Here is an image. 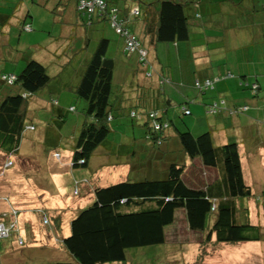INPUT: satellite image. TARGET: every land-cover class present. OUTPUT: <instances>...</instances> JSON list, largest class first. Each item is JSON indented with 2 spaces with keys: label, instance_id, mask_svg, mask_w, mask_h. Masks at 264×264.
I'll use <instances>...</instances> for the list:
<instances>
[{
  "label": "trees",
  "instance_id": "obj_1",
  "mask_svg": "<svg viewBox=\"0 0 264 264\" xmlns=\"http://www.w3.org/2000/svg\"><path fill=\"white\" fill-rule=\"evenodd\" d=\"M70 1L56 2L57 6H54L53 10L61 16L56 20L68 22L65 15L68 12L67 16L74 18L71 22L73 26L80 23L82 27H77L75 31L78 39L82 37L84 46L90 44L92 39V35L87 32L96 28L98 22H110L113 31L118 35L115 43L111 44V38L101 33L102 35L95 41V46L91 51H87L78 65L79 67L83 64V68L71 90L75 97L84 99L86 104L76 128L77 135L73 137L75 143L71 166L84 168L95 149L107 141L109 134L115 129L113 122L118 118L114 113L115 109L121 110L120 115H127L128 120L138 123L136 125L132 122L135 125L133 128H137L136 126L145 128V140L152 147L160 146L165 132L171 130L190 161L198 157L205 166L214 168L218 166L220 160L225 175L224 183L218 190L213 189L215 183L213 181L206 186L188 184L184 179L188 164L182 157L179 159L176 157L169 161L166 172L160 177L127 178L109 185L96 186L92 190V197L88 198L87 203L71 218L70 233L63 238L62 244L72 260L23 264H102L122 261L126 258V249L129 247L164 243L168 239V233L176 237L169 229L173 226L177 228V211H183L186 229L193 235L178 247L179 251L183 250L179 253L188 251L186 246L193 243H240L260 240L264 234L263 226L250 221L247 207L240 210L236 198L253 195L259 204L260 197L264 202V191L257 195L245 183L236 141L215 145L210 129L197 134L188 127H185V130L175 127L174 131L172 123L175 121L166 115V109L174 104L171 97L165 98L163 108H146L136 104V100L129 97L131 91H128L131 85L138 82L133 83L132 77H124L123 84L119 82L118 91L114 95L118 100L117 105L114 104V97L111 98L115 75L130 57L136 58L132 59V62L136 60L137 64L136 68H132L133 76L137 74L145 78L155 76L159 88L173 83L169 76L154 70L152 53L159 45L167 46L192 39L195 35L192 34L191 29L194 27L191 21L201 20L200 13L191 15L189 0H103L105 6L91 13H88L86 8L79 7V0H73L74 9H71L67 6ZM249 10H252L250 11L252 14L263 13L264 2L253 0ZM245 15L249 16L247 12ZM25 18L24 15L18 24L20 29L29 31L32 25L26 23ZM251 19L256 24L261 23L264 26V15H253ZM201 33L203 37L205 32ZM130 37L135 41V44L132 41V46L129 44ZM167 57L170 58L169 53ZM45 60L30 54L19 72L0 74L1 81L14 85V91L0 99V150L4 153L16 154L25 130L34 129L33 125L28 124L29 103L32 96H36V91L52 78L47 71ZM75 72L78 73L77 70ZM9 74L15 76L11 84L6 79ZM232 75L227 71L204 78L193 76L191 85L195 90L205 92ZM206 80L210 81L208 85L204 84ZM178 84L182 85L181 82ZM241 84L250 90L252 96L257 95L259 90L257 82L242 81ZM50 99L53 104H57L56 98ZM185 103H188V100L184 98L177 103L182 104L180 112L178 111L182 119L183 115L190 113V109L183 105ZM221 103L223 104L219 109L210 110L212 106ZM246 108L247 105H228L225 98L217 97L205 104V113L212 115L227 113L233 116ZM76 109L77 107L73 105L66 110L76 112ZM67 114L68 112L58 116L64 121ZM78 193L79 190L74 192L75 195ZM4 238L0 237V240ZM208 253L212 254L210 251Z\"/></svg>",
  "mask_w": 264,
  "mask_h": 264
},
{
  "label": "crops",
  "instance_id": "obj_2",
  "mask_svg": "<svg viewBox=\"0 0 264 264\" xmlns=\"http://www.w3.org/2000/svg\"><path fill=\"white\" fill-rule=\"evenodd\" d=\"M262 1L264 2V0H254V2ZM13 3L14 0H0V8L6 9L5 11H0V20L3 18L2 12L9 17L12 9L15 8L10 6ZM189 4V12L191 15L196 12L200 13L201 20L192 19L191 21L194 27L191 29L192 34L195 36L185 42H178L167 46L159 45L158 49H155L152 53L154 58V70L157 73L169 76L173 83L165 84L163 87L159 88L156 85L155 76L151 78H145L138 74L136 75L137 77L133 76L132 68L137 67L136 60L132 62V59H136L134 57L128 58V62L121 65L118 72V79L121 84H123L122 79L124 77L126 78V76L132 77L133 83L138 81L137 84H133L128 88V91H131L129 97L136 100V104L138 103L146 108H163L167 96L188 100V103L183 105L190 109L189 114L194 110L200 112V110L204 109L205 104L217 97L225 98L228 101V105H247L245 110L233 116L227 113L216 115L206 114L205 117L196 115L194 120L197 123L196 127L199 126V129L203 130V128H208L212 131L215 145H222L232 140L238 143L243 178L245 183L248 184L243 170L241 151L244 150V152L249 154L253 153L258 160V166L264 167V147H260V145L264 146V89L262 85V82H264V26H262L261 23L256 24L254 20L251 19L253 15H264V12L250 13L252 10L249 9L253 4V0H189ZM63 5L65 4L63 3ZM67 6L74 9L73 0H71L70 4L68 3ZM246 12L249 16L245 15ZM67 14L68 12L65 13L66 16ZM200 21L201 24H199ZM202 31L205 32L203 37L201 36ZM7 39L8 37L3 38L0 35V44L4 41L8 43ZM168 53L170 54V58L167 57ZM3 58L4 55L0 47V61L5 62ZM16 59L17 58H12L10 61H15ZM82 68L83 64L76 69L78 73L75 72L71 80H62L61 85L50 84L47 99L41 93L35 94L36 96L31 101L33 108L40 109V111L48 110L51 113H55L50 120L47 119L48 126L46 128L39 127L41 130H38L34 134L35 137H27L29 141H33L31 144L37 145L41 143L42 140L46 141L47 138H52V141L55 142L54 146H59L61 143L65 142V134H62L61 130L68 119L66 117L64 121H61L62 118L58 115L63 116V114L67 112L69 114L70 111L66 110L67 107L75 105V96L71 90V86L75 84ZM227 71H230L233 75L218 82L211 90L199 92L191 85L193 76L204 78ZM1 72L6 71L2 69L0 74ZM242 81L257 82L259 84L257 95L252 96L249 91L246 92L244 86L241 84ZM119 82L118 85H116L117 90L119 88ZM139 82L141 84H139ZM179 82L182 83L181 86L178 84ZM13 86L14 85H8L0 80V99L11 92ZM50 98H56L57 104H53ZM113 101L115 105L118 104V100L115 99V97ZM191 103L194 105L190 106ZM120 111L121 110L114 109V113L118 116L117 126L115 125V129L109 134L106 139L107 141L105 140L106 142L103 145L95 149L88 164L82 170H79L78 174L81 178L87 177L86 171L93 173L94 169L103 165L102 163L106 164V166H110L109 172L114 174L123 173V180L128 178L131 172L137 170H141L144 173H148L149 171L156 177H160L166 172L170 160H174L179 155H181L180 157L183 159L185 158L186 155L183 153L179 141L171 130L165 132V137L160 146L152 147L149 142L145 140V128L143 126H136L137 128H133L134 125H130L129 123L125 124L128 122V116L120 115ZM169 112L170 109L167 108L166 115ZM33 115L34 114L31 113V117L34 121L39 120L38 123H45L44 120L39 119L37 116L34 117ZM79 121L80 119L77 117L75 119L74 129L77 128ZM203 121H205V127L201 125ZM133 122L136 125L138 124L135 121ZM49 123L54 125L55 128L49 127ZM254 123H259L261 126L255 127ZM28 124L33 125L34 129L28 128L25 130V133L37 128L34 123L30 122ZM128 125H130L131 128H128ZM71 136L72 135H70V137ZM24 137L25 136H23V138ZM23 138L19 151L16 154H7L0 150V176L3 177L8 169L10 170L14 166H17L14 169V176L19 177L21 173V177L18 180H22V182L25 181L27 184H22L21 188L17 187L15 191L16 194H13L10 192H14V190L8 191L6 186L2 185L3 182L0 181V220L5 217L8 220L6 221L4 219L5 222H15L12 232L4 239L10 237L12 233H16L19 242L21 244L23 243L22 236L19 235L18 214L22 210H28L34 211L39 215L43 226V235L48 244L49 240H53V238L55 241L62 243L63 238L70 233L71 218L80 207L87 203L88 198L92 197L93 188L99 186L101 177L105 178V176L102 174L97 183L82 179L81 182L84 183H81V185H84L83 193L80 191L75 195L74 192L77 188V185H75L73 187V194L71 193L72 198L74 197L73 199L68 197L69 192L66 194L60 188L57 189L55 183L49 179L53 186L48 185L47 189L51 190L53 193L49 195L47 191L49 198H46L45 189L40 190L32 185V181H37L36 177L39 176L40 167L38 162L40 158L36 161L37 168L33 171V167H35L36 164L31 165V161L28 159L30 152H24L20 155V149L23 146ZM257 144H259V147L253 149ZM149 147L153 149L150 150ZM13 154H15L14 157H12ZM15 156L18 158L17 165L14 160ZM54 157L57 163L69 168L70 175L73 170L81 169V167L74 168L71 166L72 156L70 155L64 160H62L60 154L58 156L54 154ZM94 157H102L103 161L105 157L108 158L104 162L99 158L102 163H98L95 161L96 158L94 159ZM195 160L201 162L198 157L193 159V161ZM190 167H192V165L188 164L186 170ZM17 172L19 173L17 174ZM214 174L215 176L210 182L214 181V178L218 175L216 169ZM63 175L66 178H63ZM63 175H58L59 183L63 184L66 181V183L69 184L71 178L65 172ZM259 178L260 192L256 191L255 194L257 195L264 191V176H260ZM37 183L39 184L40 182L37 181ZM75 184H78V182H75ZM44 197L46 199H44ZM260 200L259 204L257 203L258 201L255 200V206H257V208L255 207L254 215H251L252 211H249L252 205H247L246 207L248 209L250 221L259 223L264 227V217H260V215L264 214V207H262L264 202L262 197H260ZM9 214H11L10 219ZM68 214H71L69 218V233L59 237L58 231L60 230L61 223L58 222V220L62 215L67 216ZM26 236L28 240H30L28 231ZM175 236L178 238L183 237L180 232L176 233ZM42 241L45 242L44 240ZM6 249L7 248L3 250ZM4 253L5 252H3V254ZM3 264L23 263H7L4 261Z\"/></svg>",
  "mask_w": 264,
  "mask_h": 264
},
{
  "label": "rangeland",
  "instance_id": "obj_3",
  "mask_svg": "<svg viewBox=\"0 0 264 264\" xmlns=\"http://www.w3.org/2000/svg\"><path fill=\"white\" fill-rule=\"evenodd\" d=\"M56 0H14V3L10 6L15 8L13 13H10L9 17L6 16L5 13L2 12L3 19L0 20V35L3 38L8 37L7 42H2L0 44L2 53L4 55V61H0V71H14L19 72L26 61L28 55L32 54L37 58H41L45 60L47 71L50 75H52L50 83H47L40 89L36 91V94H42L46 99L48 98L50 84L61 85L62 80H71L74 71L78 68L79 63L83 60L87 51H91L92 47L95 46V41L98 36H101L103 33L104 36L111 38V44L115 43V39L118 38V35L113 31L110 22H98L96 28H92V30L88 31L87 34L92 35V39L90 44L84 46L83 39H78L75 29L81 26L79 24H71L74 21L72 16H66V23H62L57 21L56 18H61L56 11L53 10L56 4ZM5 8H0V11H5ZM11 10V9H10ZM26 16V23H31V30L25 31L24 29H20V25L18 21L22 19L23 16ZM7 19V21H6ZM77 20V19H76ZM78 22V21H77ZM105 23L104 25H102ZM76 27V28H75ZM82 27V26H81ZM4 40V39H3ZM111 49V48H110ZM110 49L108 53L110 52ZM73 51V52H72ZM12 58H17L15 61L11 60ZM175 63V61H174ZM253 73V72H251ZM118 73L115 75V80L113 83V94L111 98L117 93V87L119 79ZM263 89H264V82ZM14 91V88H13ZM248 92L247 89H245ZM250 93V90H249ZM32 96L31 100L33 99ZM173 100V106L169 107L170 112L168 113L169 117L173 119L172 129L176 131V128L188 127L194 134L198 132H202L207 130L208 128H203V130L199 129L197 126L194 117L196 115L205 117V107L200 110V112L194 110L191 114L183 115L182 119L178 111L182 108V104L177 105L179 103L180 98H175L171 96ZM74 104L77 109L76 112H69L67 116V123L64 125L61 130L62 134H65V138L63 143L59 146H54L55 142L52 141V138H47L46 141L42 140L41 143L37 145L31 144L33 141H29L28 136L35 137L34 134L41 130V128H46L48 126L47 119H51L54 113L44 110L40 111V109H35L31 105V101L29 103V120L31 123L37 126L35 130L27 131L23 136V146L20 149V155L24 152L30 154L28 155V159L31 161V165H35L33 167V171L37 168L36 161L40 158L38 165L40 167L39 173L36 177V180H33L32 185L37 189L46 191V198H49L51 190L47 189L48 185L53 186L49 179H51L57 189L60 188L64 193H68V197L72 198L71 193L73 194V187L77 185V189L82 191L84 189V184L82 179L85 181L90 180L91 182L97 183L99 181V177L102 174L105 178L101 177V183L99 185H109L119 180H123V173L117 174L109 172L110 166H106V164L102 163L106 161L108 157H105V160H102V157H94L95 161L98 163H102V166L94 169L93 173H87V177L81 178L78 174L79 170L75 169L69 172V168L60 165L57 163V160L54 157L55 152H58L61 155L62 160L66 159L67 156H72L73 153V145L75 140L73 136L77 135V129H74L75 119L79 117L81 120V116L83 115V109L85 107L86 101L81 98L75 97ZM194 105V104H190ZM178 106V107H177ZM31 113L34 114V117H38L41 120H44L45 123L38 121H34L31 117ZM211 115V114H209ZM213 118V117H212ZM28 119V118H27ZM117 118L113 122L114 125L117 126ZM133 121L130 119L125 124L133 125ZM60 125V123H59ZM128 125V128L131 126ZM203 127H205V121L201 123ZM135 126V125H134ZM133 126V127H134ZM255 127L261 126L259 123H254ZM49 127H54V125L49 123ZM124 127V124H123ZM176 127V128H175ZM56 130V129H55ZM185 130V129H184ZM72 135V137H70ZM27 144V147H26ZM259 147V144L253 149ZM260 147H264L260 145ZM149 149H153L149 147ZM36 150V151H35ZM15 154L12 155L14 157ZM181 155L178 156V159ZM48 159H47V158ZM243 170L246 177V181L251 187L253 193L259 191L260 185V176H264V167L258 166V160L255 158L253 153H247L241 151ZM102 161H100L99 160ZM17 157L15 156L16 165ZM190 158L185 157L184 161L186 164H191L192 167L186 170L184 174L185 181L193 186L198 185H207L211 179L215 176V169L217 170V177L214 178V185L212 186L214 190L221 189L224 183V172L221 167V161L218 160V166L214 168H210L205 166L198 160L193 162L189 161ZM93 161V162H95ZM19 166V165H18ZM17 166H14L12 169H8L3 177L0 176V181H2V185L6 186V189L13 194H16L17 187L21 188L22 184H26L25 181L18 180L21 177V173L19 177L14 176V169ZM106 171V172H105ZM66 173L70 178V183L67 184L66 181L63 184H60L58 181V175ZM68 172V173H67ZM19 172H17L18 174ZM105 173V174H104ZM146 177H156L151 174V172H143L141 170H137L131 172V175L128 177L129 179H142ZM63 178H66L63 175ZM41 179V180H40ZM127 179V178H125ZM124 179V180H125ZM22 182V183H21ZM78 182V184H75ZM206 183V184H205ZM49 195H48V192ZM260 192V191H259ZM220 195V194H219ZM44 197V199H46ZM236 203L239 209L252 205L249 211L254 215L255 212V200L254 196L249 197H238L236 198ZM85 205V204H84ZM83 205V206H84ZM264 207V204L263 206ZM261 207V208H262ZM71 214L67 216H63L59 218L58 222L61 223L60 230L58 231L59 237L62 235H67L69 233V218ZM264 217V214L260 215V217ZM6 221L7 218L3 217ZM11 218V214H9V219ZM1 218V220L5 221ZM177 228L171 227V231L173 234L178 233V231L184 237H172L168 233V239L164 243L155 244V245H147L140 247H129L126 249V258L122 261L115 262H105L102 264H264V234L260 240L240 242V243H222V242H212V243H193L190 246H186L188 251L179 253L182 251L178 250V247L182 246L185 242V239L191 238L193 235L186 229V223L184 221V213L183 211H177L176 214ZM19 221V235L22 236L23 243L19 242L16 233H12L10 237L0 240V264H3L4 261L7 263H29V262H44V261H68L72 260L71 255L65 249L62 243L53 240L45 241L43 235V226L40 221L39 215L34 211L22 210L18 214ZM55 221V220H54ZM53 221V222H54ZM175 221V222H176ZM264 229V227H263ZM27 231L30 235V240L27 238ZM43 236V238H42ZM16 240V242H15ZM44 240L45 242H43ZM18 242V243H17ZM7 248L6 250H3ZM212 252L211 255H208V252ZM3 252H5L3 254Z\"/></svg>",
  "mask_w": 264,
  "mask_h": 264
},
{
  "label": "built area",
  "instance_id": "obj_4",
  "mask_svg": "<svg viewBox=\"0 0 264 264\" xmlns=\"http://www.w3.org/2000/svg\"><path fill=\"white\" fill-rule=\"evenodd\" d=\"M105 6L103 0H79V7H82V8H86L88 10V13H91L93 11L98 10V9H101ZM115 23L113 22V25ZM133 38L130 37V42L129 44H131L132 46V40ZM133 44H135V41H133ZM15 76L13 74H9V76L6 78L7 79V82H9L10 84L13 83V80H14ZM210 83V81L208 82V80H206L204 82L205 85H208ZM223 103L221 104H216L214 106H212L210 108L211 111H215L217 109H219L221 107ZM185 112L188 113V110L185 109ZM158 125H156V127H158ZM57 155V154H56ZM15 226V223H4V222H0V237H6L10 234V231L14 228Z\"/></svg>",
  "mask_w": 264,
  "mask_h": 264
},
{
  "label": "clouds",
  "instance_id": "obj_5",
  "mask_svg": "<svg viewBox=\"0 0 264 264\" xmlns=\"http://www.w3.org/2000/svg\"><path fill=\"white\" fill-rule=\"evenodd\" d=\"M55 156H58V155L55 154ZM9 163H11V162H9ZM77 191H78V189L76 188L75 192H77ZM0 222L7 223V222H5V221H3V220H0ZM13 223H15V222H13ZM7 224H9V223H7ZM12 230H13V229H12ZM12 230L10 231V233L12 232ZM6 237H7V236H6Z\"/></svg>",
  "mask_w": 264,
  "mask_h": 264
}]
</instances>
